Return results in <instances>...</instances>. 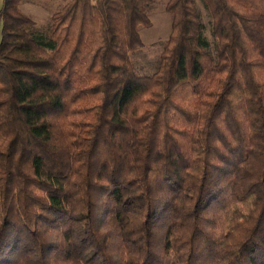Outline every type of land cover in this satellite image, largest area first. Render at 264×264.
I'll list each match as a JSON object with an SVG mask.
<instances>
[{"label": "trees", "instance_id": "16d2710c", "mask_svg": "<svg viewBox=\"0 0 264 264\" xmlns=\"http://www.w3.org/2000/svg\"><path fill=\"white\" fill-rule=\"evenodd\" d=\"M36 1L0 0V264H264V0H168L151 74L153 0L125 41L113 0Z\"/></svg>", "mask_w": 264, "mask_h": 264}, {"label": "rangeland", "instance_id": "374dc122", "mask_svg": "<svg viewBox=\"0 0 264 264\" xmlns=\"http://www.w3.org/2000/svg\"><path fill=\"white\" fill-rule=\"evenodd\" d=\"M97 0H90L91 4H95ZM168 0H153L149 8L145 9L146 18L148 20V26L138 25L137 26V36L140 41V45L136 47L132 52L129 53L130 60L132 64L142 70L143 74H151L156 68L162 63L163 55L166 49L169 47V41L173 29V17L166 11V5ZM65 4L62 0H37L35 3L22 2L20 4V9L24 12L31 20L35 22L37 26H43L48 21L50 16L60 10ZM113 17L116 18V34L122 41L127 39L123 31V20L125 18L124 12L122 11V3L118 0H113ZM96 26L92 27L94 33H98L100 29L99 20H95ZM90 31L89 26L84 28V35L82 39L85 40L82 46H86L87 52L85 57L93 52L94 47H96V39L98 40V35L95 34V41L89 44V38L85 37ZM75 34L73 35L74 39ZM1 38V31H0ZM68 41L66 47L73 44L74 40L68 36ZM71 39V40H70ZM92 55V54H91ZM91 57V56H89ZM98 63V61H97Z\"/></svg>", "mask_w": 264, "mask_h": 264}]
</instances>
